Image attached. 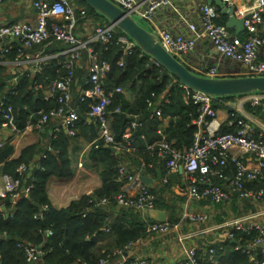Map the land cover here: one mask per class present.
Returning a JSON list of instances; mask_svg holds the SVG:
<instances>
[{
  "label": "built area",
  "instance_id": "built-area-1",
  "mask_svg": "<svg viewBox=\"0 0 264 264\" xmlns=\"http://www.w3.org/2000/svg\"><path fill=\"white\" fill-rule=\"evenodd\" d=\"M121 9L131 15L139 16L142 20H151L154 13L164 6H169L171 0H147L145 6L140 9L135 0H110ZM228 6H233V0H224ZM3 0H0V8ZM35 10L33 22L14 21L0 23V63L6 56L15 51V56L9 63L20 66L27 62L33 63L31 70L24 69L20 75L28 77L42 69L49 56H32L30 50L39 44L47 41H58L66 46L61 52L67 59L63 62L65 70L56 79L52 80L45 88L35 85L33 90H41L43 99L54 100L55 107L47 111L40 110L39 118L34 127L43 129L49 121H56L54 133L62 128L70 136L76 133L79 113L72 104L71 84L75 68L80 65L82 52L87 53L85 88H80V101L89 100L87 105V118L93 120L98 129V136L94 142L101 141L105 146H113L116 152L125 149L131 152L135 148L132 145V131L140 126L136 120L130 122L126 128L122 144L114 139L110 127V114L108 106L111 103L115 92L125 91L121 87L112 90L104 88L110 66L102 60L98 53L90 46L96 42L101 46L109 43L113 38L115 27L108 23L104 26H82L79 25L80 18H86L84 7H76L72 0H30ZM199 26L187 23L188 30L192 36L172 34L164 28H157L155 34L161 45L171 54L192 52L197 44V39L205 35L212 46L213 52L220 58L231 60L242 66L240 75H264V0H252L251 4L242 8L241 17L248 15L244 20V30L247 36L240 39L232 36L225 25L216 23L217 10L214 6L204 2L198 7ZM80 34V33H79ZM116 43L121 46L122 56L117 65L123 66L125 57L137 47L135 42L125 34L116 37ZM138 48V47H137ZM143 53V52H142ZM25 57V58H24ZM27 57L31 60H25ZM52 58V57H51ZM150 59L153 66L161 67L155 60ZM205 76H218V70L210 67L206 70ZM178 86L186 90L183 98L185 101L191 99L197 105V115L192 120L196 132L192 144L185 150L172 147L165 140L162 131H158L160 139L147 145L146 150L154 153L155 162L146 163L140 160L139 169H130L124 161L117 165L119 180L122 181L120 191L114 196L117 206L132 208L147 218V212L156 208V195L142 179L141 170L153 168L154 164H161L164 173L161 176L162 182H167L168 176L181 170L186 177L187 198L195 201H208L211 204L229 205L235 198L239 213L222 217L221 221H215L210 213L184 210L180 220L176 223L153 221L147 222L145 230L147 235H166L177 231L181 222L187 221L190 224H205L199 229L178 234L177 240L180 244L182 255L171 264H199L196 254V247L185 246V241L199 234H210L216 232L222 241L234 239L235 232H255V237L246 247H235L252 256L255 250H260L264 258V132L255 130L249 125L241 108H233L234 119L229 117L220 118L213 103V98L197 91L186 88L180 82ZM13 90V89H12ZM10 90V93H12ZM164 95V94H163ZM154 97V94H152ZM241 97V96H240ZM244 101L252 106L259 105L264 98V92L252 93L242 96ZM164 100H167L163 96ZM154 102L149 100L148 105ZM229 105V104H228ZM117 111V109H116ZM160 109L155 108L150 117H159ZM28 123L26 127L29 126ZM223 124L234 126V131H221ZM0 126L9 130V140L0 139V150L7 144H11L23 130H20L15 121L11 105H5L4 98H0ZM93 142V143H94ZM115 152V153H116ZM247 154L256 160V168H249L242 155ZM33 163H22L16 168V176L0 173V211L5 217H9L14 210L16 203L23 197L28 196L32 188ZM257 182H260L258 185ZM109 203L106 198L100 199L97 204ZM247 206V210H245ZM48 208L44 205L35 218H42V213ZM51 235V230H46ZM235 240V239H234ZM262 244V247L259 245ZM137 242L127 244L123 249H114L104 252L103 256L97 259L94 264H148L147 261L137 253ZM16 247L25 255L28 264H42V251L40 247L28 242L17 241ZM221 249V248H220ZM215 250L209 248L207 260L210 264H218L214 259Z\"/></svg>",
  "mask_w": 264,
  "mask_h": 264
},
{
  "label": "trees",
  "instance_id": "trees-1",
  "mask_svg": "<svg viewBox=\"0 0 264 264\" xmlns=\"http://www.w3.org/2000/svg\"><path fill=\"white\" fill-rule=\"evenodd\" d=\"M72 3L76 7H84L87 14L86 18H80L78 21L81 26L79 33H82L83 25L104 26L109 23L82 1L72 0ZM226 19L225 15L217 12L216 23L225 25ZM228 30L234 34L232 30ZM121 34L123 33L115 28L114 38L109 43L101 46L93 42L90 46L102 60L109 63L110 70L104 79V88L112 90L118 86L133 94L129 100L125 93L115 92L108 111L111 112L110 127L114 139L122 144L125 143L123 135L130 122L136 120L140 123L136 131L133 130L131 134L132 145L135 149L126 152L122 148L116 154L107 149L101 141L91 144L87 158L99 169L101 186L91 194L71 201L64 208L56 209L50 205L45 192L48 178L50 176L68 178L73 173L72 159L69 156L71 142L79 136L88 141L98 136L95 123H88L86 119L89 100L82 102L79 99L80 88L87 87L84 85L87 74V53L83 51L81 63L74 70L71 84L72 104L77 108L80 116L77 122L80 132L70 137L64 131H59L49 136L48 145L38 142L27 146L21 150L17 158L8 160L4 164L3 173L15 177L16 168L20 164L37 163L32 169V188L28 196L16 203L11 216L5 217L0 211V235H5L4 239L0 238V264H28L23 252L16 247L17 241H28L40 247L42 264H94L104 255V252L123 249L127 244L147 236L146 223L153 222V220L144 218L140 212L132 208H124L111 221L108 219L105 207L116 206L114 196L120 191L122 185V181L118 178L117 165L126 158L137 164L140 163L139 158L146 163L155 162V154L146 150V146L160 139L158 133L160 130L165 135L166 142L172 147L180 150L188 148L196 132L192 120L197 115V105L191 99L185 101L183 96L186 90L178 86L179 81L163 67L153 66L149 57L137 47L127 55V62L125 61L123 66H118L117 62L122 56V49L115 40ZM237 37L244 39L246 31L244 30V33ZM33 48L43 49L45 54L57 56L51 58L32 77L19 75L13 87L11 85L13 75L2 77L0 71V98H4L5 105H11L14 121L20 130H23L28 123H35L39 118L40 110L47 111L56 106L54 100L45 101L42 91H34L33 87L40 84L45 88L47 84L65 72L62 64L67 57L59 54L66 48L64 44L50 40ZM14 56L15 51H11L6 59L12 60ZM230 76L234 75L222 77ZM8 87L13 89L12 93L10 90L7 91ZM163 96L167 100H164ZM235 97L237 96L214 98L215 108L220 106L221 101ZM149 100L154 102L150 106L148 105ZM155 108L160 109L161 115L150 117ZM247 109L250 110L249 107ZM164 120H167L166 125H164ZM49 123L51 121L44 128L52 130L53 125L48 127ZM234 130V126L229 128L222 125L221 127L222 132ZM148 171L157 177L155 168L148 169ZM257 184L259 185L260 182ZM168 186L169 184L165 187ZM152 191L156 192L153 189ZM160 192L162 193L163 189ZM102 198L108 199L109 203L98 205L97 202ZM201 202L208 203V201ZM44 205L48 208L43 211L42 218H35L34 215L39 213ZM157 205L166 211L168 222L176 223L180 220L181 213L168 202L165 203L163 197L156 198V207ZM214 205L219 208L226 204ZM229 205L234 213H239L235 198ZM247 208L245 206L244 209L247 210ZM46 230H51L52 234L47 235ZM254 237L255 232H235V242L206 241L208 243L204 245L203 251L196 250L199 264H210L206 261L209 248L215 250L214 259L218 264H262L264 258L260 250L253 252L252 259V256L242 252L241 249H235L237 246L246 247ZM124 264H129V262Z\"/></svg>",
  "mask_w": 264,
  "mask_h": 264
},
{
  "label": "crops",
  "instance_id": "crops-1",
  "mask_svg": "<svg viewBox=\"0 0 264 264\" xmlns=\"http://www.w3.org/2000/svg\"><path fill=\"white\" fill-rule=\"evenodd\" d=\"M147 0H135V2L142 9ZM233 6L235 7V14L237 17H241L240 11L242 8L247 7L251 4L252 0H233ZM206 2V0H171L169 6H164L157 10L151 20H142L139 16H134L143 26L148 30L155 32L157 28H164L169 30L172 34H181L184 36H192L193 34L188 30L187 23H193L199 26V10L198 7L201 3ZM207 3V2H206ZM216 8L214 4H212ZM223 15V14H222ZM226 16V15H225ZM227 17V16H226ZM35 20V10L33 9L30 0H3L0 8V23L5 22H14V21H25L33 22ZM229 31V30H228ZM234 33V32H233ZM241 33H244L241 32ZM240 33V34H241ZM232 36L234 34L230 33ZM78 35L81 37V33ZM247 36V33H246ZM32 56L42 55L49 56L54 58L57 55H48L45 54L43 49H34L30 50ZM60 55H63L59 53ZM176 57L180 62L187 66L190 70L195 73L205 75L206 70L210 67H215L218 70V76H240L242 71V66L239 63H235L231 60L220 58L217 56L213 50L209 39L205 35H201L197 39V44L195 49L189 53H180L176 54ZM25 58V57H24ZM49 59V60H50ZM27 61L31 60V57L26 59ZM46 64L48 63V61ZM10 59H5L0 63L1 76H12V87L16 82L17 77L20 75V71L24 69L31 70L33 68V63H26L24 65L15 66L9 63ZM45 64V65H46ZM44 66V65H43ZM42 66V67H43ZM23 75V74H22ZM34 74L29 75L32 77ZM40 85V84H37ZM9 89V87L7 88ZM125 96L127 99H131L133 94L130 91H125ZM241 99L245 100L242 96H237L233 99L226 101H221L220 106L217 107L218 116L220 118L231 117L234 112L233 108H241V111L245 114V118L249 125L255 130V133L259 131L264 132V98L261 100L259 105L252 106L249 102L244 101L242 106L239 104ZM229 104L231 107H228ZM250 108V110L247 109ZM88 123H95L93 120L87 118ZM167 120H164V125H166ZM35 123H30L23 132L15 140L12 141L11 145L14 146V152L9 159H15L19 156L21 150L32 144L46 143L49 144V136L55 135L57 133L53 132L54 127L56 126V121H51L49 123L53 128L37 129L34 127ZM96 125V124H95ZM226 127L231 128L227 124H223ZM50 130V131H49ZM60 131H66L62 128ZM80 132V129L77 126L76 133L73 136H76ZM9 130L0 126V139L8 141ZM97 138V137H96ZM95 138V139H96ZM85 140L82 136L76 138L71 142L69 147V156L72 159V175L68 178H58L56 176H50L45 185V192L48 198L50 205L56 209H61L69 205L73 200L78 199L83 195L91 194L95 189L101 186V179L99 176V169L95 166L94 163L90 162L87 158V152L89 147L95 141ZM95 143V142H94ZM9 145V144H7ZM106 147V146H105ZM119 150L116 152V154ZM246 165L254 169L256 168V160L250 157L247 154L242 155ZM141 160L140 158L138 159ZM130 166V169H139L140 163H135L132 160L126 158L123 160ZM33 163V162H32ZM37 165V163H33ZM157 165V167H156ZM153 168H145L141 170L142 176L148 178L147 185L153 189L156 195V198L163 197L165 203L168 202L171 206H174L181 214L184 210H192L196 212H206L210 213L215 221H220L222 217L230 214H236L232 211L230 205H224L217 208L214 204L201 201H195L187 198L185 194L186 190V177L185 174L179 170L177 173L170 174L168 176L167 182H162L161 176L164 173L163 166H158L156 164ZM156 169V172L160 171V176L155 177L148 169ZM168 187H165L168 185ZM163 189V192L160 191ZM157 209L163 210L160 207ZM124 208L121 206H106L105 211L108 214L109 221L112 220L114 216L118 214L120 210ZM239 211V209H238ZM143 216V215H142ZM167 216V214H166ZM264 222V218H262ZM205 224H190L187 221H183L180 224V227L177 231H172L166 235H147L145 238L137 240V253L140 254L148 264H171L174 260L179 259L182 255L180 249V244L177 240V235L186 233L192 230H196L204 226ZM206 241H217L222 242L216 232L210 234H199L195 235L193 238L185 241V246L196 247L198 251L204 250V245L208 242ZM264 264V263H262Z\"/></svg>",
  "mask_w": 264,
  "mask_h": 264
},
{
  "label": "water",
  "instance_id": "water-1",
  "mask_svg": "<svg viewBox=\"0 0 264 264\" xmlns=\"http://www.w3.org/2000/svg\"><path fill=\"white\" fill-rule=\"evenodd\" d=\"M96 13L103 16L116 29L120 30L129 39L135 42L136 46L145 55L155 60L169 74L175 77L186 88L201 92L211 98L223 96H243L252 93L264 92V75H240V76H205L198 74L186 67L178 60L176 55L169 53L159 42L156 34L143 26L133 15L121 9L110 0H80ZM210 5L216 6L217 12L226 15L225 26L237 36L244 31V20L248 17H237L235 7L228 6L224 0H206ZM181 52H179L180 54ZM127 62V56L125 57ZM228 107H231L227 104ZM136 131V129H135ZM107 149L116 152L113 146H106ZM14 152V146L9 144L0 150V173H3L4 164ZM160 176V171H157ZM142 181L147 184L148 178L141 176ZM147 218L153 221L163 222L167 219L166 211L154 209L147 212ZM5 238L4 234L0 235ZM235 242V240H230ZM262 247V244L259 245Z\"/></svg>",
  "mask_w": 264,
  "mask_h": 264
},
{
  "label": "rangeland",
  "instance_id": "rangeland-1",
  "mask_svg": "<svg viewBox=\"0 0 264 264\" xmlns=\"http://www.w3.org/2000/svg\"><path fill=\"white\" fill-rule=\"evenodd\" d=\"M78 26H80V25H78Z\"/></svg>",
  "mask_w": 264,
  "mask_h": 264
}]
</instances>
